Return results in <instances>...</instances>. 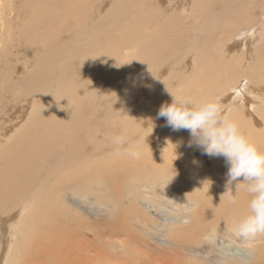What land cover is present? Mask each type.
<instances>
[{
	"label": "bare ground",
	"instance_id": "1",
	"mask_svg": "<svg viewBox=\"0 0 264 264\" xmlns=\"http://www.w3.org/2000/svg\"><path fill=\"white\" fill-rule=\"evenodd\" d=\"M105 1L0 0V217L15 219L0 264H264V234L237 235L247 185L227 193L224 158L188 147L151 96L160 79L165 103L223 104L264 152V0H189L197 22L176 3ZM12 96L45 101L8 130Z\"/></svg>",
	"mask_w": 264,
	"mask_h": 264
},
{
	"label": "clouds",
	"instance_id": "2",
	"mask_svg": "<svg viewBox=\"0 0 264 264\" xmlns=\"http://www.w3.org/2000/svg\"><path fill=\"white\" fill-rule=\"evenodd\" d=\"M170 95L172 103L162 105L157 118H163L173 131H188L191 137L188 147L195 146L210 158H224L227 193L232 191L233 185L246 184L251 195L249 215L240 222L237 235L247 240L264 234V152L241 133L235 122L222 114L217 103L209 101L189 106L188 101ZM112 141L118 147L127 145L123 151L128 156L140 157L138 143H128L123 135L112 137ZM231 202L235 203V198Z\"/></svg>",
	"mask_w": 264,
	"mask_h": 264
},
{
	"label": "rangeland",
	"instance_id": "3",
	"mask_svg": "<svg viewBox=\"0 0 264 264\" xmlns=\"http://www.w3.org/2000/svg\"><path fill=\"white\" fill-rule=\"evenodd\" d=\"M115 0H106L105 2H104V4H103V6H102V8H101V12H105L108 8H109V6L114 2ZM155 1V0H154ZM162 1V2H161ZM160 1V5L163 7V8H168V6H170L169 8H168V10H171V9H173L175 6H174V4L173 3H176V7H175V11H178V12H182V13H184V14H186L184 17H186L187 15H190L191 16V18L189 19V20H193V21H195V22H197V19L195 18V16L197 15V12H198V10L196 9V8H193V7H189V4L190 5H192L193 3L191 2V1H189V0H179V1H174V2H171L170 3V0H161ZM178 2V3H177ZM183 2V3H182ZM186 2V3H185ZM180 3V4H179ZM165 5H168V6H165ZM187 7V8H186ZM211 7V6H210ZM210 7H208V8H210ZM165 8V9H166ZM180 8V9H179ZM186 8V9H185ZM208 8H206V9H208ZM167 10V9H166ZM182 10V11H181ZM187 10V12H185ZM183 17V18H184ZM203 37V36H202ZM240 39H243V38H240ZM62 40V42H64L63 43V45H64V47H66V49H75L77 46L75 45V43L78 41V39H76V38H74V39H61ZM247 41V40H246ZM241 40H238L236 43H235V49H234V52H236V51H238L239 53L240 52H242L243 51V45H241ZM240 45H241V47H240ZM18 67V66H17ZM189 68V67H188ZM251 71H252V69H251ZM17 74V73H16ZM18 74H20V73H18ZM167 73L165 72L164 73V75L161 77V78H163L165 75H166ZM242 79L243 78H241V81H242ZM159 82H158V84L159 83H162V82H164V80H158ZM240 81V82H241ZM151 83V82H150ZM243 83H245V82H243ZM157 84V86L156 85H154L153 87L154 88H156V90L154 89L153 91H152V94L153 95H151V96H153L154 98H153V101H154V99L156 98H158L157 100L155 99V101L154 102H156L158 105H159V109H160V107L162 106V105H164V104H171L172 102L171 101H173V97H171V95L169 94V96H167V98H168V100H167V102L165 103L164 102V100H163V98H164V94H166V89H162L161 90V87L159 86ZM149 86V87H148ZM150 86H151V84L150 85H148L147 84V86L144 84L143 86H141L140 88H139V90H138V96L137 97H144L143 99H147V100H149L148 99V97L150 96V94L151 93H149L150 91L149 90H152V88H150ZM148 87V88H147ZM157 87H159V88H157ZM150 88V89H149ZM161 92V93H160ZM263 92V95H264V90L262 91ZM228 93H230V94H228ZM163 94V95H162ZM174 97H176L175 96V94L174 93H171ZM228 94V95H227ZM234 94V92H227L225 95H223V97L225 98V100H224V102H225V104H228L229 102V100H231L232 99V97L234 96L233 95ZM145 96H147V97H145ZM13 98L11 99H9V102H8V104H7V109H6V114H7V120L5 121V124H6V126L8 127L7 129L9 130V129H12V130H15V129H17L20 125H21V123L22 122H24V120L27 118V116L30 114V112L32 111V108H33V106H37V107H39L40 109L42 108V105H43V103H44V97H35V98H33V97H20V98H18V97H16L15 99H14V96H12ZM222 97V98H223ZM159 98H161V99H159ZM171 98V99H170ZM228 99V100H227ZM170 100V101H169ZM182 101V100H181ZM184 101H186L185 99H184ZM188 102H189V100H187ZM244 103H245V101L244 100H242ZM36 102V103H35ZM159 102H162V103H159ZM169 102V103H168ZM27 103V104H26ZM38 103V104H37ZM24 104H26L25 106H24ZM31 105V106H30ZM250 104H247V108L248 109H250L251 107L249 106ZM189 106H192V105H190V102H189ZM47 107V106H46ZM46 107H44V108H46ZM250 107V108H249ZM18 108H20L19 110H18ZM221 108V107H220ZM24 111V112H23ZM221 111H222V113H223V111H224V107H223V104H222V108H221ZM150 112L152 113V111L150 110ZM18 118V119H17ZM22 120V121H21ZM18 121H19V123H18ZM145 121V120H144ZM143 123H145V125H148L146 122H143ZM153 135V134H152ZM152 139V141H155L154 140V138L152 137L151 138ZM151 146L153 147V143L151 144ZM155 147V146H154ZM153 147V148H154ZM10 215H13V214H8V215H4V216H2V217H0L1 219H0V226L2 227V229H1V227H0V240H2L3 239V241L6 239L7 240V234H8V230H9V227H10V224H11V222L10 221H14L13 219L11 220V219H9V217H10ZM9 216V217H8ZM4 219L6 220V221H4ZM3 220V221H2ZM8 220V221H7ZM10 220V221H9ZM3 222V223H2ZM9 222V223H8ZM4 224V225H3ZM8 226V227H7ZM7 227V228H6ZM11 228V227H10ZM1 230H3V231H1ZM1 235H2V237H1ZM4 237H6V238H4Z\"/></svg>",
	"mask_w": 264,
	"mask_h": 264
}]
</instances>
